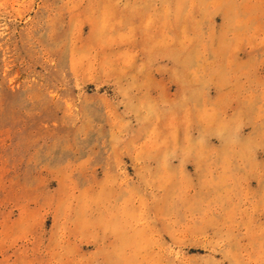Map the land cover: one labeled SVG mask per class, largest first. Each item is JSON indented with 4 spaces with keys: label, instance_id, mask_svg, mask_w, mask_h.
Returning <instances> with one entry per match:
<instances>
[{
    "label": "rangeland",
    "instance_id": "obj_1",
    "mask_svg": "<svg viewBox=\"0 0 264 264\" xmlns=\"http://www.w3.org/2000/svg\"><path fill=\"white\" fill-rule=\"evenodd\" d=\"M0 264H264V0H0Z\"/></svg>",
    "mask_w": 264,
    "mask_h": 264
}]
</instances>
